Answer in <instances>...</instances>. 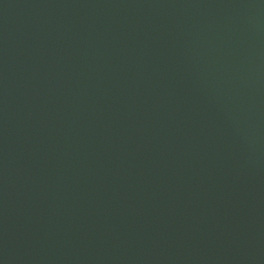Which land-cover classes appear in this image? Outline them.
<instances>
[{
  "label": "water",
  "instance_id": "1",
  "mask_svg": "<svg viewBox=\"0 0 264 264\" xmlns=\"http://www.w3.org/2000/svg\"><path fill=\"white\" fill-rule=\"evenodd\" d=\"M0 264H264V0H0Z\"/></svg>",
  "mask_w": 264,
  "mask_h": 264
}]
</instances>
